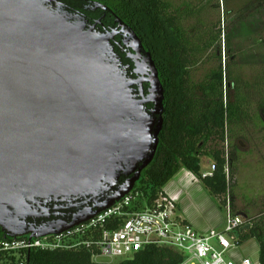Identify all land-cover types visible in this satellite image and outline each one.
I'll use <instances>...</instances> for the list:
<instances>
[{
	"label": "water",
	"instance_id": "1",
	"mask_svg": "<svg viewBox=\"0 0 264 264\" xmlns=\"http://www.w3.org/2000/svg\"><path fill=\"white\" fill-rule=\"evenodd\" d=\"M63 8L61 0H0L4 239L88 222L134 189L158 147L165 98L151 55L120 22L102 32L99 21ZM118 35L130 42L135 80L115 52Z\"/></svg>",
	"mask_w": 264,
	"mask_h": 264
},
{
	"label": "trees",
	"instance_id": "2",
	"mask_svg": "<svg viewBox=\"0 0 264 264\" xmlns=\"http://www.w3.org/2000/svg\"><path fill=\"white\" fill-rule=\"evenodd\" d=\"M264 1V0H263ZM64 10L78 15L89 24L97 21L103 28L117 27L119 22L130 28L140 40L143 49L151 55L164 89L165 112L162 130L154 159L145 168L131 192L128 210L149 208L163 194L164 188L181 170L191 173L213 199L226 203L228 186L235 185L236 177L230 144L229 152L214 150L210 153L214 171L202 178L200 159L205 156L204 146L209 142L223 143L248 120L243 101L229 97L235 86L228 81L226 68L220 61L221 31L219 24L207 19L208 4L195 8L187 2L173 7L168 0H61ZM99 4L105 8H96ZM203 4V5H202ZM215 7H211L213 11ZM196 19V23L188 21ZM217 27V28H216ZM228 32V29H227ZM225 33V32H224ZM216 50L218 66L208 71L199 82L191 78L193 69L207 64L210 52ZM124 65L125 55L115 49ZM216 54V53H213ZM232 61L227 62V67ZM264 112V101L257 106ZM255 125L260 121L257 115ZM261 124V123H260ZM238 129V130H237ZM227 148V149H228ZM228 167L229 184L225 167ZM230 199V198H229ZM130 208V209H129ZM232 216H235L233 211ZM0 231V264H179V254L158 247H148L134 255L115 262L92 259L90 249L31 250L18 255L1 250V242L8 240ZM234 242L242 246L254 240L258 246V262L264 264V218L254 223L243 221L233 234Z\"/></svg>",
	"mask_w": 264,
	"mask_h": 264
},
{
	"label": "rangeland",
	"instance_id": "3",
	"mask_svg": "<svg viewBox=\"0 0 264 264\" xmlns=\"http://www.w3.org/2000/svg\"><path fill=\"white\" fill-rule=\"evenodd\" d=\"M168 1L173 7L180 6L183 2H187L195 8L200 3L208 4V14L205 20L207 23L205 24H219V26H216L225 32L221 34L220 61L222 69L226 68L229 75V83L235 86V89H231L228 95L230 99L233 98L235 100L237 99L236 96H238L243 101L248 120L243 122L238 128L242 129L240 132L236 131L233 136L229 134L223 143L212 141L204 146L203 153H205V156L200 159L201 174L211 171L213 162L209 154L214 150L224 151V153L228 154L231 144L236 181L229 193L230 210L245 222L254 223L259 221V219L264 218V112H260L257 107L259 103L264 101V1ZM211 7H215L213 11L210 10ZM193 23H196V19L188 21V24ZM209 54L211 56L207 64L193 69V72H195L191 79L196 83L208 71L216 68L219 64L216 59L217 51L214 50ZM228 61H232V65L229 68L227 67ZM254 115L258 116L261 124H254L253 119H256ZM175 177L173 180H176ZM203 191L213 206L210 210H208L209 206L203 207L205 209L203 221L210 222L211 210H215L217 212L216 218L221 223L218 228L211 229L222 233L226 240L230 241L229 236L223 233L227 223V209L225 207L227 202L223 205L222 198L213 199L204 189ZM190 199L191 197L189 196V202ZM192 200L195 207L202 209L203 202L201 199H196L198 200L196 201L195 197H193ZM176 214L179 215L180 212L177 210ZM207 225H211V223H207ZM252 243L255 244L252 241L245 247H253ZM213 244L218 247L216 242H213ZM255 249L249 250V253L252 251L256 252ZM254 254L250 253V256L257 258ZM118 260L102 259L100 261L115 262Z\"/></svg>",
	"mask_w": 264,
	"mask_h": 264
},
{
	"label": "built area",
	"instance_id": "4",
	"mask_svg": "<svg viewBox=\"0 0 264 264\" xmlns=\"http://www.w3.org/2000/svg\"><path fill=\"white\" fill-rule=\"evenodd\" d=\"M225 154L227 160V153ZM213 171L212 165L211 171L203 173L202 178L211 176ZM224 172L229 184L227 166ZM131 192L88 222L60 235L42 238L24 236L4 240L1 242V250L23 255L31 250H71L83 246L92 251V259L98 262L102 259H124L154 246L179 254V264H259L258 257L242 256L244 245L238 246L234 242L233 234L242 226L243 220L239 216L231 215L230 184L225 205L227 223L223 231L230 241L215 229L200 232L190 223H186L176 214V198L165 192L149 208L128 210L132 200Z\"/></svg>",
	"mask_w": 264,
	"mask_h": 264
},
{
	"label": "crops",
	"instance_id": "5",
	"mask_svg": "<svg viewBox=\"0 0 264 264\" xmlns=\"http://www.w3.org/2000/svg\"><path fill=\"white\" fill-rule=\"evenodd\" d=\"M207 173V172H203ZM176 180H171L167 186L164 188V192L169 196L176 198V206L177 210L180 212V217L182 216L183 220L186 223H190L193 225L198 231L204 232L211 228H218L221 221H219L217 216V212L215 210H211V216L209 217L210 222L203 221V214L204 210L203 207L209 206L208 210H210L212 203L208 200L207 196L205 195L203 188L199 181L189 172L186 170H181L176 174ZM189 196L191 199L195 197L196 199H201L203 202L202 209H198L193 204V200L190 202L188 201ZM198 201V200H196ZM200 210V211H199ZM207 223H211V225H207ZM254 240H250L247 243L243 244L242 246L243 251L241 252L242 256L254 254L258 257V247L255 242L252 243L253 247H245L247 244H250ZM256 246V249H255ZM255 249L256 252L252 251L249 253V250Z\"/></svg>",
	"mask_w": 264,
	"mask_h": 264
},
{
	"label": "flooded vegetation",
	"instance_id": "6",
	"mask_svg": "<svg viewBox=\"0 0 264 264\" xmlns=\"http://www.w3.org/2000/svg\"><path fill=\"white\" fill-rule=\"evenodd\" d=\"M117 27L108 28V29L103 28L102 32L114 30V29H117ZM129 45H130V42L126 41L125 40V37L122 36V35L116 36L115 39H114V41H113L114 48L117 49V51L120 52L121 55H125V59H127V61L129 62V64L124 65L121 57L119 56V58L121 59L122 64L125 67L128 68L127 73L129 75V77L131 79L135 80L138 77L133 73L134 72V65H133V62L129 58L130 56H132V50L129 48ZM142 89H143V93L144 94H147V91L149 89V85L148 84H142ZM135 90L137 91V88H135ZM137 93H138V91H137ZM152 107H153L152 105H148L147 106V109H151ZM51 219L52 220L54 219L53 215L51 217H49L48 219H46V218H44V219H38V220H36V225H42L44 223H47Z\"/></svg>",
	"mask_w": 264,
	"mask_h": 264
}]
</instances>
